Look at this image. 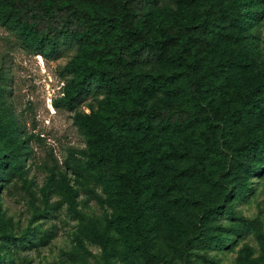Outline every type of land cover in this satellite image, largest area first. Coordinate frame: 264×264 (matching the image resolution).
<instances>
[{
	"label": "rangeland",
	"instance_id": "rangeland-1",
	"mask_svg": "<svg viewBox=\"0 0 264 264\" xmlns=\"http://www.w3.org/2000/svg\"><path fill=\"white\" fill-rule=\"evenodd\" d=\"M26 1L0 0V264H264V0L150 10L141 26L157 38L164 27L211 23L191 57L206 78L200 99L174 54L137 70L171 76L164 97L114 89L75 104L65 96L72 78L126 66L112 52L124 49L123 34L43 56L4 23ZM68 1L81 22L110 16L90 0ZM148 105L169 111L165 130L122 128L124 110ZM216 107L214 125L199 110ZM176 110L200 124L184 130Z\"/></svg>",
	"mask_w": 264,
	"mask_h": 264
},
{
	"label": "trees",
	"instance_id": "trees-1",
	"mask_svg": "<svg viewBox=\"0 0 264 264\" xmlns=\"http://www.w3.org/2000/svg\"><path fill=\"white\" fill-rule=\"evenodd\" d=\"M90 1L97 6L108 8L110 16L87 17V19H91L90 22H81L83 16L68 0H60L52 5H47L43 0H27L25 3L26 11L20 15L9 16L4 19L8 29L21 37L36 53L55 59L60 58L66 50L73 47L80 48L88 43L89 36L114 35L117 31L122 32L124 49L118 53L112 52L117 55L118 59L123 60L126 66L122 65L111 73L104 72L101 77L90 73L86 74L83 79L72 78L70 86L65 91V96L71 103H80L89 94L94 96L106 95L114 89L122 92L135 89L145 95L156 94L164 97L171 76L159 73L155 75L146 74L141 78H137V70L146 62L160 65L167 64L174 54H177L181 64L184 63L191 71L193 95L197 99L201 98L200 92L205 85L206 78L205 75L200 76L202 66L197 64L191 57L195 58L196 56L195 46H198V53L201 48H204V45H207L212 31L211 23L206 20L204 23L185 32L173 27H164L161 29L163 38L154 37L148 27L141 26V24L149 25L150 10L155 6H178L180 4H190L193 0ZM246 13L249 12L246 11ZM248 17V21L252 22L251 14H248ZM250 27L248 28L250 29ZM100 37L102 42L103 38ZM72 66H69L70 69L73 68ZM177 112L176 110L172 113V118L178 120L180 125L183 124L184 130L188 129L189 124L194 126L200 124V121H191L192 115L189 113L185 112L179 115ZM199 112L203 115V118L206 117L209 120L210 124L215 125L218 116H220L218 112H221V109L216 107L212 113L200 109ZM226 112L230 114L229 109ZM168 113L167 109L160 106L148 105L141 109L124 110L123 117L120 120L124 126L122 128H126L131 132L135 129L139 130L145 136L148 133H153L154 130H165V126L171 120ZM133 121H136L138 126L134 127ZM98 160L99 158L92 157L90 165L94 166ZM5 167V154L0 150V175ZM218 214L225 213L220 211ZM96 236L102 242L104 248L107 249L108 241L104 236L98 232Z\"/></svg>",
	"mask_w": 264,
	"mask_h": 264
}]
</instances>
